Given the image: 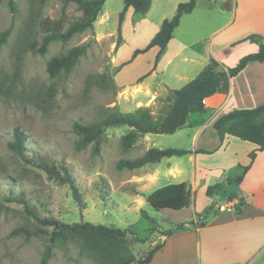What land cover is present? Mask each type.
<instances>
[{
    "label": "rangeland",
    "instance_id": "rangeland-1",
    "mask_svg": "<svg viewBox=\"0 0 264 264\" xmlns=\"http://www.w3.org/2000/svg\"><path fill=\"white\" fill-rule=\"evenodd\" d=\"M13 2L15 11L11 12L7 0H0V264H40L49 246L52 256L48 264H107L97 254L83 251L77 241L49 243L52 228L36 222L23 205L9 201L11 197L26 200L40 219L128 230L126 246L135 257L133 264H137L152 249L153 240L164 234L160 231L174 230L193 214L204 216L208 212L207 218L213 214L211 209L223 207L229 195L237 194L233 184L218 194H205L206 186H213L224 176L240 174L232 164L221 166L214 163L215 156L205 155L200 156L204 167L196 175V190L191 191L186 184L174 194L179 184H171L175 187L162 197L154 195L156 187L133 182L146 176V171L116 169L119 160H134L148 147L137 137L131 148H122L121 138L131 128L108 127L85 144L75 130V124L97 123L109 111L126 113L138 109L131 100L120 96L119 71L126 65L120 69L119 64L112 65L121 44L119 13L123 0H106L92 29L75 34L68 42L50 44L44 55L33 53L31 48L41 43V34L32 21L36 0ZM81 14L75 4L64 6L56 0H49L43 10L44 17L62 19L65 26ZM139 19L136 15L127 21L132 27ZM129 40L125 47L144 42L143 38L136 44L133 37ZM79 46L85 47V54L77 64L67 73L50 77L46 71L48 61ZM150 57L140 58L135 65H140L139 69H128V76L137 77L148 67ZM157 63L155 58L152 67ZM166 97L158 98L148 109L153 114L164 111ZM15 130L25 139L23 156L8 147ZM157 137L163 149L189 146L187 137ZM41 163L54 167L56 173L46 172L38 166ZM190 173L189 169L188 179ZM141 211L153 222L145 219Z\"/></svg>",
    "mask_w": 264,
    "mask_h": 264
},
{
    "label": "crops",
    "instance_id": "crops-1",
    "mask_svg": "<svg viewBox=\"0 0 264 264\" xmlns=\"http://www.w3.org/2000/svg\"><path fill=\"white\" fill-rule=\"evenodd\" d=\"M188 1L151 0L148 12L132 27L127 18H135L133 9L128 8L124 15L119 55L113 57L112 65L119 64V69L126 65L119 71L120 96L122 100H131L135 108L154 106L158 98L166 97L170 91L178 90L194 79L211 60L217 63V71L235 67L241 58L258 51L257 43L243 41L251 35L260 36L264 45V0H195L193 11L184 14L174 29L159 57L158 66L151 65L159 51L157 46L133 57L136 50L149 44L162 23L174 16L178 4ZM130 37L134 38L135 44L142 38L144 42L141 46L125 47ZM146 56L152 59L147 63L148 67L137 77L130 78L128 69L132 70L139 59ZM139 66L135 67L139 69ZM261 105H264V62L252 61L230 79L227 92H218L204 100L206 112L189 113L185 124L167 135L177 136V139L187 137L189 146L172 147L190 151V154L166 157L158 163L134 169L146 171V176L134 179L135 184L146 183L156 190L171 184H188L191 191L196 190L199 185L196 175L204 167L200 156L205 155L215 156L214 163L221 166L232 164V169L240 170L239 176H242L240 183H232L238 191L231 194L234 198L228 199L223 207L216 205L217 211L211 209V216L203 219L193 214L185 222L194 221V227L170 236L159 234L162 243L153 240L151 246L162 244V247L149 264H264V151H258L253 143L231 136L220 142L213 129L214 122L221 116ZM157 136L139 137L148 145L145 152L162 148ZM199 150L205 153H197ZM250 154H254L253 159ZM189 169L192 173L188 179ZM235 177L224 176L218 183L223 184L222 189L232 186L227 185L226 180ZM207 188H203L205 192ZM141 200L138 201L140 206L143 205ZM231 204L235 207L228 211L227 206ZM198 222L204 223L203 226ZM169 231L173 230L160 232Z\"/></svg>",
    "mask_w": 264,
    "mask_h": 264
},
{
    "label": "trees",
    "instance_id": "trees-1",
    "mask_svg": "<svg viewBox=\"0 0 264 264\" xmlns=\"http://www.w3.org/2000/svg\"><path fill=\"white\" fill-rule=\"evenodd\" d=\"M49 0H36L37 9L34 12L32 21L37 32L41 34V43L35 48L31 45L32 52L44 55L50 44L55 42H68L71 38L85 30L93 28V24L100 14L106 0H56L64 6L75 4L81 11L80 18L73 20L65 26L62 19L50 20L43 16V10ZM124 7L119 13V34L120 26L128 8H132L135 15H145L151 5V0H123ZM11 12L15 11L13 0H7ZM195 7V0H189L186 3H180L177 6L174 16L170 20H165L158 33L149 42L143 50H136L133 54L146 52L151 47L159 48L156 56V62L165 50L167 43L172 37L174 29L179 25L180 19L184 14H189ZM245 40L258 44V51L248 54L241 58L238 64L230 69L217 71V63L211 60L207 66L190 82L178 90L170 91L163 103H166V109L157 114H153L148 108H138L132 113H121L109 111L107 115L97 123L90 125L75 124V130L82 136L83 143H89L99 137L102 132L111 126L124 125L132 129L121 138V146L124 150L131 148L137 137L146 134L168 135L173 134L178 128L186 122L187 116L191 112H206L204 100L218 92H227L229 81L234 78L245 66L252 61L264 62V45L260 36L251 35ZM85 54V47L79 46L70 49L65 55L51 58L46 66V71L50 77H56L61 72H69ZM213 129L217 132L219 141L222 142L226 136L238 138L241 141L250 142L258 147V151H264V105L254 109H239L229 112L218 118ZM25 139L21 132H13V141L8 144L11 151L23 156ZM190 151L183 149H157L151 148L142 156L134 160L121 159L116 163L117 170H134L148 164H155L166 157H181L190 154ZM197 153H205L203 150ZM254 158V154H250ZM48 173H56L55 168L45 163L38 165ZM246 170V168L244 169ZM242 176L226 180V184L240 183ZM179 189L174 190V194L181 191L182 185H176ZM172 185L158 189L154 195L163 196V193L171 191ZM223 187L222 183H216L206 189L205 194L212 196L217 194ZM230 195L229 199H233ZM148 199V198H147ZM9 201L16 202L24 206L29 215L39 224L52 228L49 243L77 241L80 243L83 251L97 254L101 260L107 264H133L135 257L128 252L126 246V235L128 230L119 228H108L102 225H93L90 223L68 225L55 219H40L29 207L23 198H9ZM156 207V205H155ZM160 207H157L159 209ZM141 215L149 222H153L146 214ZM208 212L202 216L206 218ZM204 223H200L203 226ZM194 221L179 224L173 231L162 234L170 236L176 232L184 231L188 227H194ZM162 247V244L155 245L146 255L138 261L137 264H149L152 256ZM52 256L51 247H47L43 253L40 264H48Z\"/></svg>",
    "mask_w": 264,
    "mask_h": 264
},
{
    "label": "built area",
    "instance_id": "built-area-1",
    "mask_svg": "<svg viewBox=\"0 0 264 264\" xmlns=\"http://www.w3.org/2000/svg\"><path fill=\"white\" fill-rule=\"evenodd\" d=\"M233 207H234V205H233V204H231V205L227 206V209H228V211H230V210H231Z\"/></svg>",
    "mask_w": 264,
    "mask_h": 264
}]
</instances>
